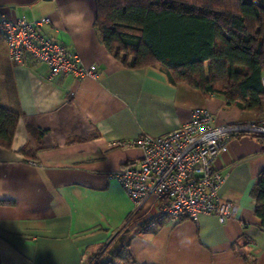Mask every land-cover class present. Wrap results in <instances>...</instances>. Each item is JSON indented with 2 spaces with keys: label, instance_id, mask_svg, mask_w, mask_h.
Listing matches in <instances>:
<instances>
[{
  "label": "crops",
  "instance_id": "crops-1",
  "mask_svg": "<svg viewBox=\"0 0 264 264\" xmlns=\"http://www.w3.org/2000/svg\"><path fill=\"white\" fill-rule=\"evenodd\" d=\"M0 0V17L51 23L44 35L76 52L97 79L50 78L49 67L27 56L14 64L0 34V106L19 114L10 150L0 147V264H86L109 250L128 225V264H264V232L255 214L254 186L264 171V135L250 131L228 140L215 167L227 176L221 198L233 204L225 224L214 216L197 222L145 223L160 213L154 196L135 204L109 175L139 166L144 150L122 148L142 135L162 137L206 108L217 125L259 122L219 96L206 98L188 83L172 81L164 65L128 69L101 42L96 0ZM86 23H68L69 11ZM79 29V31H77ZM26 153L33 155L28 156Z\"/></svg>",
  "mask_w": 264,
  "mask_h": 264
},
{
  "label": "trees",
  "instance_id": "trees-1",
  "mask_svg": "<svg viewBox=\"0 0 264 264\" xmlns=\"http://www.w3.org/2000/svg\"><path fill=\"white\" fill-rule=\"evenodd\" d=\"M96 6L101 42L126 68L164 65L173 82L188 83L206 98L219 96L247 113L263 111L264 0H96ZM19 118L0 106L1 148H12ZM252 195L264 232V171ZM131 237L127 225L109 259L98 264L130 262Z\"/></svg>",
  "mask_w": 264,
  "mask_h": 264
},
{
  "label": "built area",
  "instance_id": "built-area-1",
  "mask_svg": "<svg viewBox=\"0 0 264 264\" xmlns=\"http://www.w3.org/2000/svg\"><path fill=\"white\" fill-rule=\"evenodd\" d=\"M50 23L48 17L34 21L0 17V34L11 61L21 65L29 56L46 64L52 79L65 75L97 79L96 67L84 65L76 52L44 35ZM245 131L264 135V120L217 125L208 109L195 108L186 124L165 136L142 135L117 142L122 148L143 149L144 156L139 166H127L109 178L118 181L137 209L152 196L161 203L160 213L145 223L146 231L166 221L188 218L197 222L201 216H214L225 224L232 216L233 204L221 198L227 176L215 163L229 150V138Z\"/></svg>",
  "mask_w": 264,
  "mask_h": 264
},
{
  "label": "clouds",
  "instance_id": "clouds-1",
  "mask_svg": "<svg viewBox=\"0 0 264 264\" xmlns=\"http://www.w3.org/2000/svg\"><path fill=\"white\" fill-rule=\"evenodd\" d=\"M68 7L70 9H78L79 5L74 3L73 0H69V4H68ZM84 12L82 11H69L64 19L66 22L68 23H72V22H77V23H86L85 19H84ZM77 31H79V29H77Z\"/></svg>",
  "mask_w": 264,
  "mask_h": 264
},
{
  "label": "rangeland",
  "instance_id": "rangeland-1",
  "mask_svg": "<svg viewBox=\"0 0 264 264\" xmlns=\"http://www.w3.org/2000/svg\"><path fill=\"white\" fill-rule=\"evenodd\" d=\"M113 246H111L112 249ZM110 250V249H109ZM109 250L103 251L101 253H98L96 256H92L91 258H88V260L86 261V264H98L100 262H106L109 259ZM127 251V250H125ZM126 254V253H125ZM124 254V255H125ZM128 255V254H127ZM128 257V256H127ZM129 263V262H128ZM125 261H123L120 264H128Z\"/></svg>",
  "mask_w": 264,
  "mask_h": 264
},
{
  "label": "water",
  "instance_id": "water-1",
  "mask_svg": "<svg viewBox=\"0 0 264 264\" xmlns=\"http://www.w3.org/2000/svg\"><path fill=\"white\" fill-rule=\"evenodd\" d=\"M45 1H49V0H45Z\"/></svg>",
  "mask_w": 264,
  "mask_h": 264
}]
</instances>
